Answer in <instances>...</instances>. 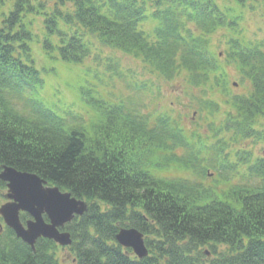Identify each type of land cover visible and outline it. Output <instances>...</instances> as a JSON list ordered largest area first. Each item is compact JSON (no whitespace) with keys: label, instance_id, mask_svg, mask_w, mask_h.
<instances>
[{"label":"trees","instance_id":"obj_1","mask_svg":"<svg viewBox=\"0 0 264 264\" xmlns=\"http://www.w3.org/2000/svg\"><path fill=\"white\" fill-rule=\"evenodd\" d=\"M231 1L236 14L218 0H56L51 9L15 0L8 13L0 0V171L8 165L36 173L90 204L66 225L68 247L40 238L32 249L0 216V264H63L62 249L70 264H264V155L230 149L240 139L264 142V39H249L240 21L243 8L264 0ZM38 17L45 57L78 64L96 52L100 69L77 86L84 105L101 117L91 131L67 125L43 91L30 31ZM216 31L228 34L225 55L211 49ZM101 51L132 60L125 66ZM231 66L249 81L247 91L225 92ZM119 79L132 92L107 91ZM176 80L213 119L214 141L196 130L187 134L180 118L162 110L158 100ZM213 91L229 110L220 125ZM148 96L158 101L151 111ZM155 165L201 169L205 176L213 165L221 176L234 172L243 181L219 189L222 196L212 187L158 190ZM5 189L0 180V200ZM29 217L21 213L23 221ZM121 228L139 229L150 254L138 258L120 245Z\"/></svg>","mask_w":264,"mask_h":264},{"label":"rangeland","instance_id":"obj_2","mask_svg":"<svg viewBox=\"0 0 264 264\" xmlns=\"http://www.w3.org/2000/svg\"><path fill=\"white\" fill-rule=\"evenodd\" d=\"M32 3H40L41 1L46 3L48 6L47 9L53 8L56 0H31ZM222 7L227 3L230 6V14L238 13V6L233 1H225L218 0ZM15 0H4V5L1 7V11H8L14 6ZM255 3V2H254ZM262 3V2H261ZM260 3V4H261ZM235 9V10H234ZM41 17L37 18V22L34 23L33 27L30 28V31L33 34L34 40L37 42V46H34V53L36 55V59L38 62V67L43 70V76L46 78V83L44 86V93H49L52 100V105L56 108L60 114L67 117V125H71L76 123L79 126H85L84 128L89 131L92 130L93 126L99 122L100 115L97 112L93 111L89 107L85 106L80 98V91L78 90L79 79L81 77H85L87 72H92V70L100 69L98 63V57L93 52L91 55L85 56L81 63L71 64L72 62H65L61 58L53 61L50 58L45 57V51L43 49L42 44L38 43V41H42V29L41 24H43L40 20ZM241 25L243 32L249 39L260 40L264 39V4L261 5H247L246 8H243V14L241 18ZM196 23L191 27H195ZM195 29V28H194ZM211 38V49L215 53H220L221 55H225L224 53L228 49L227 40L228 34L226 31H216L212 33ZM101 56H116L120 59L123 65L128 66L129 61L132 60L130 57L124 55L120 51H114V53H110L109 51H101ZM97 57V59H96ZM48 72H47V70ZM227 83L225 82L224 88L225 92L229 91L230 95H237L242 93L243 91H247L250 86L249 81L243 80L240 77V73L234 66L227 68ZM176 82H179L176 80ZM107 91H113L119 96L122 97L121 94H125L128 91L132 92L128 89L127 84L122 80H117L116 85L111 84V87H106ZM194 90V89H193ZM193 90L191 92H193ZM198 90V89H197ZM181 83H174V87H168L164 91V97L161 100H158L162 105V110L167 112L168 114L174 116L176 119L181 120L182 125L184 126L187 134L192 135V131L196 130L198 133L204 135V137L209 138L214 141L215 138L212 135L210 130L209 121L213 119L209 118V115H205V113L199 111V107H197L195 102H191V99L188 94L181 93ZM190 92V93H191ZM199 92V90H198ZM224 92V93H225ZM223 93V94H224ZM227 94V93H226ZM224 96H227V95ZM211 98L219 101V112H218V120L216 123L221 124L224 122V116L228 114V107L223 102V98H220L217 94V91H213L210 93ZM16 97V95H15ZM149 106L147 111H151L154 109L155 105L158 101L153 99L152 97H146ZM155 101V103L151 101ZM153 104H151V103ZM185 102V105H182ZM207 119V120H206ZM211 119V120H209ZM221 121V122H220ZM75 125V124H74ZM227 138L230 140L232 138L231 132L226 134ZM193 138L192 136H190ZM244 147V149H251L255 151V155H264V142L254 143L252 140H239L238 142H234L230 149H235ZM225 150V152H229V150ZM181 155L183 152L181 151ZM234 156V155H233ZM207 166V165H204ZM213 166V165H211ZM211 166H207L209 174L205 176L201 169H190L186 167H182L181 165H172V166H161L155 165L152 168V174L154 177V186L156 189H165L172 190L175 192L192 191L194 188H207L212 187L210 190L214 191L217 196H222V191L219 189H228V187L236 184L242 183V175L234 172L224 173L217 170V168H213ZM227 179H230L227 181ZM218 189H217V187ZM194 187V188H193ZM3 196L7 189L3 190ZM1 192V190H0ZM2 196V197H3ZM6 202L5 197L0 200V206ZM205 251H209L208 247L204 248ZM59 257L63 264H70L71 256L68 249H62L59 251Z\"/></svg>","mask_w":264,"mask_h":264},{"label":"water","instance_id":"obj_3","mask_svg":"<svg viewBox=\"0 0 264 264\" xmlns=\"http://www.w3.org/2000/svg\"><path fill=\"white\" fill-rule=\"evenodd\" d=\"M0 179L7 182L9 189L6 194L8 201L0 206V215L18 238L33 249L41 237L53 239L62 246L72 244L71 233L61 228L88 211L87 201L77 199L58 186H49L47 180L35 173L19 171L11 166H3ZM21 212L32 216L26 225L21 220ZM44 215L48 216V221ZM116 239L122 246L132 248L139 257L148 255L144 235L138 229L123 228Z\"/></svg>","mask_w":264,"mask_h":264}]
</instances>
